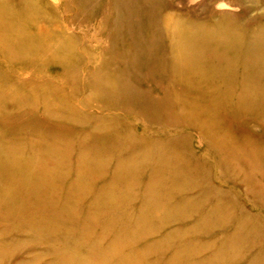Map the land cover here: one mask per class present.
<instances>
[{
  "label": "rangeland",
  "instance_id": "obj_1",
  "mask_svg": "<svg viewBox=\"0 0 264 264\" xmlns=\"http://www.w3.org/2000/svg\"><path fill=\"white\" fill-rule=\"evenodd\" d=\"M0 4L6 16L49 31L52 49H65L62 60L45 53L17 59L0 49V264H114V253L123 264H264V165L256 158L264 151V109L233 115L230 108L226 116L210 89L203 96L184 90L165 70L171 35L184 26L212 34L216 50L206 58L264 75L255 60L264 53L251 45L264 38V0ZM235 42L245 50L230 48ZM189 103L219 120L216 134L205 132L204 113L189 115ZM92 158L102 167H88L79 180L80 161ZM119 158L138 174L119 177ZM99 187L101 198L128 192L124 207L149 206L154 225L122 236L135 215L114 227L122 211L101 200L93 214ZM149 244L157 248L140 256ZM64 253L77 260L59 258Z\"/></svg>",
  "mask_w": 264,
  "mask_h": 264
},
{
  "label": "bare ground",
  "instance_id": "obj_2",
  "mask_svg": "<svg viewBox=\"0 0 264 264\" xmlns=\"http://www.w3.org/2000/svg\"><path fill=\"white\" fill-rule=\"evenodd\" d=\"M20 16L21 15L15 13L10 16H6L4 11L1 9L0 4V49L5 52L4 55L7 54L12 58L17 59L25 56L33 60L38 53H45L49 60L53 59L54 57L62 60L64 58L63 54L65 52V49L63 47H60L59 49L51 48L50 40L48 39L50 37V32L41 29L39 27L40 25L37 24L35 20L28 19L27 17H25L26 19L24 20L29 21L22 23V19ZM29 24L39 27L35 29L38 32L28 31L29 28L27 26ZM176 29L177 31H174L173 33L171 32L172 47L170 46L171 51L169 52H171L173 55L171 56L167 65H165V70L167 71L165 72L169 75V78L172 82L179 81V84L182 83V85L180 86L184 87V90L192 89L194 91L199 92V94L202 96L203 94L201 93H203V91H205L206 89H210V91H212L215 97H219L220 99H222V106L225 108L226 113L228 114L226 116L231 115L229 114L230 108H232L233 110V115H247V111V114H244V112L242 113V109H245V107L250 108L253 113L257 112V109L259 108H261L262 110L264 109V75L259 74L261 72L260 70L256 69L255 66L249 64L240 63V65H238L237 62H235V66H225V62L218 60L217 57L206 58V51L216 50L213 43L214 41L211 40L212 34L201 33V30H203L201 28V30L199 28H193L192 30L194 32L184 26H177ZM236 40L240 39L236 38ZM11 45H13L14 49H12ZM251 45L252 49H257L258 51L264 53V38H255L252 41ZM223 48L224 50H227V48ZM230 48H242L245 50L244 46L238 42L232 43L230 45ZM12 51H15V53H11ZM210 53L214 54L216 52ZM255 60L258 63L262 64V66H264V60L261 61V59L256 58ZM257 85L262 88V90L253 92V94L247 96L243 93L236 95L233 91L235 87H239L242 91H246L247 93H249V90L256 88ZM170 90V87L167 86L166 92L163 94L162 97L163 99H165V101L171 96L169 92ZM231 92L233 93V95ZM142 94L145 95L144 93ZM184 94L185 93H178L179 96H183ZM179 96L176 97L179 98ZM148 97L149 96L145 95V98ZM249 104H251V107H249ZM191 106H193V104H190V107ZM200 110H198L197 108L194 109L193 106L190 108L189 115L197 118V116L204 113V116L202 117L201 121L207 123L208 127L206 129L209 130L208 132H205L207 134H216L217 131L215 130V128H220V125L218 124L220 123L219 120L212 117L210 112L208 115V112ZM230 117H232V115ZM214 137L216 138L215 135ZM103 138L104 137H97L96 142L100 146L104 147V152H111L112 144L108 143V141L104 142ZM220 139L222 145L226 143L224 139ZM220 139H218V141H220ZM256 158L259 165H264V151L257 152ZM119 160L123 159L119 158L116 161V166L114 169L115 173L119 177H124L127 173L129 176H131L130 174H134L135 176L138 174L136 172H131L128 167L126 168L124 165L122 166ZM99 163L100 162L96 161L94 158L82 159L80 161V165L78 166V172L76 176L80 180V178L82 177L81 174L83 170H87V168L90 166L91 168L102 167L103 164ZM80 166L83 167V169ZM75 182L78 184V181ZM103 190L104 188L102 187L97 188V190H93V194L95 197V200L92 203L94 204V210L92 209L93 214H95V211L101 209V200L102 202H106L108 205L112 204L116 208V210L120 209L122 211V214H118V217L117 214L116 216L114 215L116 218L113 219L114 221L112 222V226L114 227H118L121 223L120 221L126 219L125 217H127L128 214L134 213L135 215L134 224L131 223L129 225H126L125 227L123 226V229L121 228L120 234H122V236L128 235L129 232H132V230H134L133 228L141 229L146 226L154 225V223L150 221V217L153 216V214L149 206H146L145 204L143 207L138 208L137 210H133V207L129 208V206L124 207V205L127 204L125 198L128 197V192L122 193L121 196L115 194H104L103 196L105 197L101 198ZM12 194H14V190L12 188L8 189L6 192L4 191V195L6 197ZM186 205L187 204L185 203V206ZM191 206L195 205L191 204ZM21 210L19 209L18 211H14V213L19 215L21 213ZM87 212L91 214L89 211ZM126 213L127 215L124 216V214ZM84 215L86 214L84 213ZM173 230H170L168 234L174 232ZM174 237L175 235L172 238ZM142 247L145 248V246ZM155 248H157L155 247V245L151 246L149 244L148 248L145 251H143V249H139L138 254L140 256H146L147 254L149 255L151 254V252L154 251ZM113 255V258L116 260L114 264H123L125 260L123 255H119V253H114ZM59 258H69V261L72 262H74V260H77L75 259L76 257H73L71 255L69 256L65 253Z\"/></svg>",
  "mask_w": 264,
  "mask_h": 264
}]
</instances>
